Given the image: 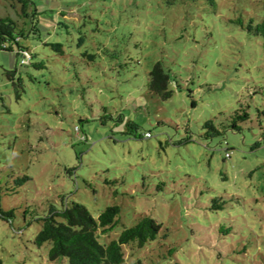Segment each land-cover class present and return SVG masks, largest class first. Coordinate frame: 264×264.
I'll use <instances>...</instances> for the list:
<instances>
[{"label":"rangeland","instance_id":"rangeland-1","mask_svg":"<svg viewBox=\"0 0 264 264\" xmlns=\"http://www.w3.org/2000/svg\"><path fill=\"white\" fill-rule=\"evenodd\" d=\"M261 1L34 0L40 34L20 43L42 66L0 49V264H62L33 239L72 201L95 218L119 206L103 242L162 223L120 264H264V53L246 29ZM158 60L167 99L148 89Z\"/></svg>","mask_w":264,"mask_h":264},{"label":"trees","instance_id":"trees-1","mask_svg":"<svg viewBox=\"0 0 264 264\" xmlns=\"http://www.w3.org/2000/svg\"><path fill=\"white\" fill-rule=\"evenodd\" d=\"M12 6L14 14L18 18L14 19L9 14L0 17V49L13 50L16 47V54L21 65L33 64L42 66L41 63L32 62L33 54L25 46L21 45L20 39L24 37L38 36L40 29L38 26L39 14L34 0H7ZM174 0H165L168 4ZM210 4L214 0H204ZM262 14L260 20L255 17L248 19L246 29L262 38V48L264 53V0L261 1ZM242 22V21H240ZM48 44L47 42H45ZM59 50H62L61 43H52ZM28 53V56L24 54ZM14 71H8V77L13 80ZM148 89L158 95L161 99L171 96L172 90L168 88L170 75L163 66V63L156 61L148 73ZM14 86L20 85V78ZM16 88V87H15ZM17 91V89H15ZM249 118L247 111L236 112L232 118L230 127L239 130L238 120ZM129 127L133 131L137 129L135 122L128 121ZM203 127L208 134L219 133L212 119L204 122ZM148 136L149 134L146 133ZM28 179L24 176L22 180ZM119 214L118 205L107 206L97 218H95L85 205L72 201L69 205L62 204L60 208L52 206L49 211L40 216L37 220L40 229L34 236V243L42 246L49 243L47 251L48 259L52 262L62 264H120L124 261L123 245L134 243L138 248L143 247L149 241L157 238L162 228V223L155 218L144 215L137 223L130 227H125L117 238L109 241H101L99 233H106L113 229L117 223ZM0 215H12V211H3L0 208ZM129 264H144L141 259H136Z\"/></svg>","mask_w":264,"mask_h":264},{"label":"built area","instance_id":"built-area-1","mask_svg":"<svg viewBox=\"0 0 264 264\" xmlns=\"http://www.w3.org/2000/svg\"><path fill=\"white\" fill-rule=\"evenodd\" d=\"M24 54H25L26 56H28V53H27V52H24Z\"/></svg>","mask_w":264,"mask_h":264}]
</instances>
